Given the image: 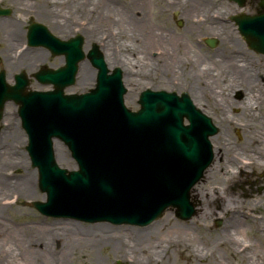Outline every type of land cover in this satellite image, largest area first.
I'll return each mask as SVG.
<instances>
[{"label": "water", "instance_id": "obj_1", "mask_svg": "<svg viewBox=\"0 0 264 264\" xmlns=\"http://www.w3.org/2000/svg\"><path fill=\"white\" fill-rule=\"evenodd\" d=\"M235 20L249 44L264 53V13ZM41 38L31 36L30 43L50 46L55 54L66 53V66L36 74L54 90L27 91L25 73L17 74L16 84L11 85L0 72V119L8 100L20 105L29 134L27 150L39 169L40 187L47 192V200L34 201V206L50 216L118 224L147 225L169 206L177 207L179 217L190 218V190L214 156L209 137L218 128L212 119L186 93L179 97L147 90L139 111L126 108L122 72L115 69L109 74L97 46L88 54L99 69L96 88L66 95L64 88L74 83L78 64L85 59L83 39ZM207 43L215 46L217 40L210 38ZM55 138L68 145L79 170L59 167Z\"/></svg>", "mask_w": 264, "mask_h": 264}, {"label": "rangeland", "instance_id": "obj_2", "mask_svg": "<svg viewBox=\"0 0 264 264\" xmlns=\"http://www.w3.org/2000/svg\"><path fill=\"white\" fill-rule=\"evenodd\" d=\"M31 0H29L30 2ZM64 1L68 0H61L58 3V7L62 9V3ZM185 1L187 0H178L177 3L173 4H165L162 0H147L145 5V12L147 15V18L150 22V24L153 26V28L156 31L155 37H151L148 40H138L137 43L132 39V37L127 36L126 38L122 40L115 41V48L112 47V44L108 43V36L110 35V32L108 31V27H103V23L101 22V15L103 13L108 14L110 12L103 11L99 8L98 5H96V0H92L90 2V7H88L90 10L93 9L92 15H90L89 11H72L71 16L76 18V21L81 19L86 25L88 22H91V18L93 16V13L96 11L98 12V19L93 24L94 28L97 30V42L89 43L88 38L86 42H84V35H81L83 37V50H85V46L88 47L87 51H90L94 48V44L97 45V48L99 51L104 50L106 52H113V49H119L118 43L122 44L125 43L127 45H131L133 48L127 49L126 55L130 57L131 63L128 65L129 68L132 70V76L130 80H124L123 83L125 87H127V91L124 94L125 98V104L128 108L132 110H137L140 108V104L138 103L140 92L144 89H152V90H166V91H174L178 94H182L183 92L188 93L192 96L191 91V80L195 82L194 86H197L198 75L195 76V78H192L189 76V73L191 72V66L193 65L194 58L193 55L190 54L192 59V64L188 65L186 62H181L183 66H186L185 68L183 66L180 67V70H173L170 71V65L167 67L163 66V63L156 61V56L160 55V52L162 51L161 46H165L166 42H170L174 38H179V40H183L184 42H187L188 44H192L195 46L194 52L198 55V53L203 52L204 54H207L211 56L212 54L219 53L220 48L222 44H220V39L216 33H211V31L208 33L205 29L202 28H191V22L193 21H206L203 16H200V19L197 20L196 16L198 13L202 14L203 12L196 10L194 12V18L193 20H189L186 22V16H184V6L190 7V10L192 8L191 3L188 4V6L185 4ZM191 1V0H190ZM209 0H206L208 2ZM181 2V3H180ZM204 3V1H202ZM201 2V3H202ZM250 2H252V5H250ZM84 5L87 3V1H83ZM262 0H244L243 5H240L235 0H217L214 1V4H210V10L209 11H215L214 21H220V24H225L226 32H231L233 35H235L243 44L244 49L254 58L258 59L259 62L262 61V54L258 51H255L252 49L245 38L240 34L238 30V25L233 20L234 16L243 15V13H246V15H255L259 14L261 7ZM116 4V3H115ZM200 4V3H199ZM112 8L111 10L112 16L114 18H110L111 13L109 15L110 19L117 20L118 16L116 14V8L114 7V4H110ZM252 7H250V6ZM248 6V7H247ZM127 7V6H126ZM245 7L252 8L250 12H242V11H235V8H240L241 10L245 9ZM122 6L118 7L119 12L123 11ZM190 12V11H189ZM124 13V12H123ZM127 10L125 11L126 16ZM190 14V13H189ZM71 17V18H72ZM69 20H71L69 18ZM94 21V19H93ZM117 22V21H116ZM116 22H114L116 24ZM207 23L209 24V20H207ZM71 24V23H70ZM101 24V25H100ZM216 22H213L211 25H216ZM112 29L116 32L117 30V24L116 26L114 24H110ZM75 23L70 25V29L73 31L75 28ZM91 26V25H90ZM207 26V25H206ZM124 27H128V24ZM140 28V27H139ZM138 28V29H139ZM164 30V32H162ZM104 33L101 35V33ZM169 34L168 41H161L158 37V34ZM53 33H56L53 32ZM139 34V32H137ZM208 33V34H207ZM149 34V33H147ZM221 37V36H220ZM62 38V37H61ZM154 38V40H153ZM207 38H215L217 40V44L215 46H210L206 41ZM68 39V38H63ZM125 40V41H123ZM175 40V39H174ZM88 42V43H87ZM8 42L1 41L0 42V70H6V67L4 66V51L7 47H9V50L11 51L14 47H17L20 45V42H17L15 44H7ZM163 44V45H162ZM107 46L111 47L112 49H107ZM136 46V47H135ZM184 49H181L182 54H184L183 59L190 58L189 56V50L183 51ZM50 52V51H49ZM51 54V52H50ZM104 55V53H103ZM141 56L140 58H134V56ZM59 56L49 55L47 60H41L40 57L33 58L35 61L39 60L38 69L33 71H27L26 69L23 70L26 72L27 76L30 79V85L29 88L31 89H38L41 91L53 89L52 85H43L40 83L35 77L34 73L37 72L41 67L47 66L52 68H57L60 66H63L65 64V59L62 64L58 62ZM148 63H145L147 62ZM89 62V61H86ZM90 63V62H89ZM145 63V64H144ZM212 65H216L213 62ZM207 63V64H208ZM107 64V63H106ZM206 64V65H207ZM109 67V65L107 64ZM264 66V63H263ZM169 67V68H168ZM119 68L122 72V76H124V71L122 68H120L118 65L109 67V72H111L113 69ZM214 69V70H213ZM212 72H215L213 77L210 76V80L212 81L213 78H218L216 69L213 68ZM187 73L183 75V72ZM169 71V72H168ZM7 72V70H6ZM18 71L13 70L12 77L9 79V83H14V76L17 74ZM220 74V73H219ZM183 75V76H182ZM264 76V75H263ZM96 77L91 75L89 77L90 81L88 84H85L84 86L77 87L75 86V82L77 79H75L74 83L68 87L64 88V92L66 94L71 93H82L88 91L90 88H94L96 84ZM158 77L162 79L161 82H158ZM230 78V76H228ZM8 79V78H7ZM191 79V80H190ZM224 78L221 77V80ZM164 80V81H163ZM264 79L262 78V81ZM189 82V83H188ZM226 81H224L225 83ZM40 85V86H39ZM234 87V86H232ZM230 87V89L226 90L227 96H229L232 100H236V102L242 103L240 101L244 100L245 105L247 107L248 111H252V113H256L258 110L260 111L262 104L264 105V96L260 97L259 99H254L251 97V95H248V98L245 99V92L243 89L240 88H233ZM264 90V87H262ZM264 92V91H263ZM193 98V96H192ZM220 100V99H219ZM193 101L197 108H199L201 111H203L205 114L211 117L213 123L217 126L218 131L224 130L230 132V135H224L222 136V144L225 147H230V150L234 156V158H238L239 162L236 164L229 162L228 165V175L227 177L228 182L227 184H212L213 179L217 178L216 176L220 177L221 173H217V175H214L210 177V172L215 170L216 166L214 163L218 161V145L215 148L214 147V138L213 140V151H216V157L214 159V162L207 168L206 173L203 175V177L197 182V184L193 187L194 194L197 195V205L195 206V214L188 220H183L179 217H176V209H167L163 215L157 219V223H155L156 227L154 229H157V232L155 234H152L150 236L146 237L145 233H140V231L144 226H136V225H130V224H111L106 221H87L79 218H71V217H59V216H49L40 213L32 204V201H38L46 200V193L41 190L39 186V173L37 168H35L32 165L30 156L28 154V151L26 149L28 144V137L26 131L23 129L20 121V117L18 114V105L14 101H9L13 107L15 112L13 111L10 115L7 116V114L3 113V118L0 119V137L4 136V130L8 129L9 127L15 126V129L17 130L18 134L16 139L13 137L11 139L12 146L15 148V151L17 152V156H22L24 162L22 163V166L19 167V172L16 171V165L5 162L4 168L8 169L7 173L9 177L16 178L18 176V173L23 172L25 169L29 170L31 173L35 172L37 173V178H35V186L33 188V194L29 195H21L19 197H12L11 199H7L6 202H12V207L9 208L4 214H0V239L2 243H7V247L11 246L15 251L20 252L21 250H24L27 248L28 250H39V239L37 233L42 232L46 229V226L50 224H54L55 222H61V221H72L78 224L79 226H89L91 224H106L108 226H113V232L109 234V236H114V242L119 241L118 244L115 246L114 243H111V241H104L100 242L98 241L97 245H94V248L86 246L84 243L80 242L81 245H83L82 248L78 245V241H74L73 237H65L63 235H60L57 239H55L52 235L48 236L49 239V245H52L53 250L57 255L62 254V252L65 254V260L64 262L62 260L58 261L57 258H54L56 260H51L53 264H116V262L119 259H122L124 262H128L130 264H138L137 260L134 261V253H137L140 261V264H244V253H238V247L241 244V241L247 240V237L243 234L245 232V229L248 230L249 235L252 236L255 235V237L260 232L263 233L261 230L264 231V151L262 153H257L255 149L253 151L250 148V145L247 143V140L250 136L248 133L250 130L247 128L248 124L252 122L253 117H250L249 115L242 114L241 107L240 106H234L230 107V109L227 108L226 115L234 118V122L229 123L228 125L224 124L225 122L221 123V118L219 117V111L214 110L211 108V106L196 101L193 98ZM223 104L224 102L221 101ZM261 104L260 107L257 106L258 104ZM253 107V109H250ZM255 109V110H254ZM259 111L257 113L261 116L264 115V109L261 110V114H259ZM261 118V117H259ZM9 124V125H8ZM255 131H260L262 134L264 133V127L261 125V123L257 124V127L255 128ZM216 135V134H215ZM258 142H261L264 140V134L263 135H257ZM54 141L61 142L64 147L66 148V151L68 153V158L71 160V164H73V167H69L67 164H59L61 167L68 168L69 170L76 169L77 163L76 160L72 157L71 152L67 145L60 141L59 139H56ZM54 144V143H53ZM2 149V147H1ZM0 149V150H1ZM261 157V158H260ZM247 158H253L255 159L254 164H245L244 162H241L242 159L247 160ZM56 160V157H55ZM57 162V160H56ZM236 167H241L240 170H235ZM225 170L227 171L226 167ZM236 171V172H235ZM17 174V175H16ZM15 176V177H13ZM241 179L243 183L236 185L235 180ZM212 180V181H211ZM209 182L210 185H209ZM238 182V181H237ZM225 185V187H223ZM222 188L225 190H228L227 193L222 191ZM214 190L215 193H210V191ZM246 189V190H245ZM229 190L231 192H229ZM235 195L239 199H242L240 202L242 203L239 207V213L237 214L238 219L240 220V227L239 231H236L233 233V236H237V239L234 241H225L222 243H219L218 246H215L214 241L218 240L219 235L227 226V218L229 216V206L227 202L226 206V199L228 196ZM263 195V196H262ZM257 197V198H256ZM256 198L255 201L258 204V208L250 210L249 204H252L254 202H249L250 200ZM247 200V201H245ZM248 211V213H244L245 210ZM208 214H207V210ZM85 215H91V213H83ZM96 215V214H93ZM91 215V216H93ZM98 215V213H97ZM169 222H168V221ZM217 220L223 221L221 225H217ZM156 222V221H155ZM163 222V223H162ZM162 223V224H160ZM244 223L247 224L244 226ZM48 224V225H47ZM158 224L159 227H158ZM173 225L177 226L181 230H183L182 226H194L196 229V233L192 237V243L190 246L196 247L195 249H198L202 252L204 255L206 253L205 259H197L195 260L192 255L187 256L186 252L183 250L177 249L173 244H170L171 240L167 237L168 229L171 228ZM259 228V229H258ZM46 232V231H44ZM37 235V236H36ZM180 235V234H177ZM248 235V236H249ZM251 236V237H252ZM170 237V236H169ZM250 237V236H249ZM185 240L186 236L183 234V237H181ZM239 238V239H238ZM172 239V238H171ZM111 243V244H110ZM122 247H130V248H119L118 246ZM145 247V252H143V247ZM154 246H157L158 249L155 248L156 254L163 256L168 253V258H160L158 261L157 259L151 260V261H143L142 259H146V257H142L143 254H146L147 256L150 254L149 250L153 248ZM16 247H19L20 249H17ZM25 247V248H22ZM174 247V248H173ZM237 247L235 250L234 248ZM217 250H219V258L216 257ZM149 251V252H148ZM197 251V250H196ZM60 252V253H59ZM208 253V255H207ZM141 254V255H140ZM14 257L9 258V263L4 264H28L27 256L19 255V253L14 252ZM89 256L92 258V260L89 258ZM165 256V257H167ZM32 261L29 262V264H46V260L41 258L42 262L37 261L34 257H31ZM23 260V261H21ZM95 260V261H93ZM142 260V261H141ZM18 261V262H17ZM246 261V259H245ZM3 264V263H0Z\"/></svg>", "mask_w": 264, "mask_h": 264}, {"label": "bare ground", "instance_id": "obj_3", "mask_svg": "<svg viewBox=\"0 0 264 264\" xmlns=\"http://www.w3.org/2000/svg\"><path fill=\"white\" fill-rule=\"evenodd\" d=\"M61 0H42V4L37 8V14L40 17H44V19L49 20L56 28H59L58 31L61 33L62 36L69 38L76 36L74 31L70 30V25L75 23V27L78 30V33L81 35H84L85 42L88 38V42L91 44L93 42H97V30L94 28L93 24L98 19V12L96 11L93 13V16L91 18V22H88L86 25L83 24L82 20L78 19L76 21V18L71 16L72 11H89L90 15H92V10H90L88 7L90 5H87L88 3L91 4L92 0H68L64 1L62 3V9L58 7V3ZM83 1H87V3L84 5ZM147 0H96V5L99 6V10L101 9L103 11H108L111 13V10H109L111 5L114 4V7L116 8V14L118 16L117 20L110 19L114 18V16H111L109 18L110 13L101 15V22L104 24L103 27H108V31L110 32V35L108 36L107 40L109 44H112V47L115 48V41L122 40L126 38L127 36L132 37L134 41L138 40H148L151 37H155L156 31L153 28V26L150 24L146 12H145V5ZM165 2V4H173L177 3L178 0H162ZM204 1V3L202 2ZM214 1L217 0H209L206 2V0H187L185 1V4L188 6V4L191 3V10L190 7L184 6V16H186V22L189 20H193L194 18V12L196 10H199L203 12L202 14L198 13L196 16L197 20L200 19V16H203L205 19L209 20V24L207 23V20L205 21H193L191 22L190 27L193 28H202L205 29L208 33L211 31V33H216L217 36L220 39V51L219 53L212 54L211 56L204 54L203 52L198 53V55L194 52L195 46L192 44H188L187 42H184L183 40H179V38H174L170 42H166L165 46L162 47V51L160 52L159 56H156V61L162 62L164 67H167V65H170V71L174 73L173 70H180V67L183 66L181 62H186L188 65L192 64V59L190 54L193 55L194 62L191 66V72L189 73V76L192 78H195L196 75H198V84L197 86H194L195 82H193L191 79L190 85H191V91L192 96L194 100L205 103L209 106H211L212 109L219 111V117L221 118V123L225 122L224 124L228 125L227 122L233 123L234 118L226 115L227 108L230 109L231 105L234 106H240L242 109V114L249 115L250 117H253L255 119L252 120L250 124H248V129L250 130L248 133L250 134L247 143L250 145L251 150L255 149L257 153H262L264 151V140L261 142H258L259 139H257V135H263L260 131H255L257 124L261 123L264 127V115L261 114V110L264 109V105L262 104L261 110L259 111L258 117L256 116L258 111L254 114L252 111H248L247 107L245 105V101L242 100L239 102H236V100H232L229 96L226 94V90L230 89V87L233 88H240L243 89L245 92V99L248 98V95H251L254 99H259L260 97L264 96V90L262 87H264V80L262 81V78L264 79V55L262 56V61L259 62L258 59H254L245 49L244 44L231 32H226V25L220 24V21H214V15L215 11H209L210 10V4H214ZM202 2V3H201ZM116 3V4H115ZM181 3V2H180ZM200 3V4H199ZM92 5V4H91ZM250 5H252V2H250ZM248 5V6H250ZM122 6L121 12H119L118 7ZM127 6V7H126ZM247 6V7H248ZM252 7V6H250ZM252 8H246L241 10L240 8H235V11H242V12H250ZM127 10L126 16L125 11ZM190 11V12H189ZM124 12V13H123ZM190 13V14H189ZM241 14V13H239ZM246 14V13H245ZM58 17L60 20H58ZM72 17V18H71ZM69 18L71 20H69ZM94 19V21H93ZM117 21V22H116ZM117 24V30L116 32L112 29L110 24ZM213 22H216V25H211ZM71 23V24H70ZM128 24V27H124ZM3 27L1 29L2 32V38L8 39L10 36H16L17 31L16 27L14 25V22L11 20H3L2 23ZM91 25V26H90ZM101 25V24H100ZM207 25V26H206ZM140 27V28H139ZM139 28V29H138ZM139 32V34L137 33ZM164 32V30H162ZM149 33V34H147ZM207 33V34H208ZM75 34V35H73ZM104 33L102 32L101 35ZM105 36V34H104ZM158 37L161 41H168L169 34H158ZM61 38V37H60ZM154 40V38H153ZM125 41V40H123ZM87 42V43H88ZM126 42V41H125ZM16 42L9 41L7 44H15ZM127 43V42H126ZM119 49H113V52H106L104 50L105 54V62L109 65V67L118 65L122 70L124 71L123 79L130 80L132 76V70L129 68V64L131 63V58L126 55L127 49L133 48L131 45H127L125 43H118ZM163 45V44H162ZM136 47V46H135ZM88 47L85 46V50H87ZM184 49L185 51L189 50V56L190 58L183 59L184 54L180 53L181 49ZM107 49H112L111 47L107 46ZM183 50V51H184ZM188 52V51H187ZM50 52L42 47H33L31 48L28 46L26 49L21 51L19 53V59L14 58V55H12L8 49L4 51L3 57H4V66L7 70V80L12 77L13 70H20V69H26L27 71H33L38 69L36 65H38L39 60L35 61L33 58L40 57L41 60H47L49 57ZM141 56H134V58H140ZM65 59V54L60 55L58 58V62L62 64ZM89 61V62H86ZM213 62L216 65H212ZM145 63H148L145 62ZM144 63V64H145ZM208 63V64H207ZM207 64V65H206ZM184 68L186 66H183ZM169 68V67H168ZM215 68L218 78H213V80H210V76L213 77L215 72H212V69ZM214 70V69H213ZM182 71V70H181ZM99 69L95 67L90 60H84L83 62L79 63V69L76 76V84L77 87L84 86L85 84H88L90 79L89 77L93 75L94 77L98 74ZM169 72V71H168ZM183 72V71H182ZM220 73V74H219ZM188 75L187 73L183 72V75ZM182 75V76H183ZM230 76V78H228ZM221 77L224 79L221 80ZM162 79L158 77V82H161ZM164 81V80H163ZM224 81H226L224 83ZM189 83V82H188ZM40 86V85H39ZM248 94V95H247ZM190 95V98L193 101V98ZM220 99V100H219ZM223 101L224 104L221 102ZM194 102V101H193ZM195 104V103H194ZM260 103L257 105L260 107ZM250 109H253L251 107ZM255 110V109H254ZM15 112L13 105L8 102L5 104L4 108V115L5 113L7 116H11L10 114L12 112ZM261 117V118H259ZM9 125V124H8ZM4 136L0 137V214L5 213L9 208L12 207V202L8 203L6 202L7 199H11L12 197L16 196L19 197L21 195H29L33 194V188L35 186V178H37V173H31L29 170L25 169L23 172L18 173V176L16 178H12L8 176L7 168L5 169L3 165H5V162H9L16 165V171L19 172V167L22 166V163L24 162L22 156H17V152L15 151V148L12 146L11 139L14 137L16 139L18 132L15 129V126L9 127L8 129L4 130ZM224 135H230V132L220 130L218 133L212 137L214 138V147L218 145V161L215 164V170L210 172V177L217 175V173H221V176L213 179L212 184H218L222 185L227 184L228 179L230 175H228V163H234L237 165L239 162V157L234 158L230 147H225L221 145L222 143V136ZM212 141V143H213ZM215 147V148H216ZM54 150H55V157L58 162V164H67L69 167H73V164H71V160L68 158V153L66 151V148L64 145L59 142L55 141L54 144ZM215 157H216V151ZM214 157V158H215ZM261 158V157H260ZM249 161H252V163H255V159L253 158H247ZM214 162V160H212ZM242 162V161H241ZM235 165V167H236ZM225 167L227 171L225 170ZM206 173V172H205ZM17 175V174H16ZM15 177V176H13ZM211 182H209L210 185ZM225 187V185L223 186ZM222 191L227 193L228 190H225L222 188ZM229 192H231L229 190ZM210 193H215L214 190L211 189ZM194 194V193H193ZM191 194V195H193ZM239 198H237L234 194L232 196H228L226 199V206L228 202V210H229V216L227 220V226L222 229L221 233L218 234L219 238L218 240L214 241L215 246H218L219 243L225 242V241H235L237 239V236H233V233L236 231H239L240 227V220L238 219L237 214L239 213V207L241 206V202L238 201ZM250 209H257L258 204L256 202L249 204ZM207 210V209H206ZM245 212L248 213V211L244 208ZM207 210V214H208ZM2 216V215H1ZM0 216V217H1ZM168 221V220H167ZM169 222V221H168ZM156 222L150 223L149 225L144 226L140 231V233H145L146 237L150 236L152 234H155L157 232V229H154L156 227ZM163 223V222H162ZM160 223V224H162ZM158 224V227L159 225ZM48 225V224H47ZM183 230L178 228L177 226L173 225L171 228L168 229L167 237L170 238L171 242L170 244H173L177 249L183 250L186 252L187 256H191L197 260V259H205L206 253L203 255L201 251L198 249H195L196 247L190 246L192 243V237L197 232L194 226H182ZM1 230V226H0ZM46 231V232H44ZM42 230V232L37 233L38 239H39V250H28L25 247L24 250H21L20 252L15 251L13 247L11 246L7 247V243H2L0 239V263H9V258L14 257V252L19 253V255L27 256L28 264L32 261L31 257H34L37 261L42 262L41 258L46 260V264H53L51 260H56L54 258H57L58 261L62 260L64 262L65 260V254L62 252L61 256L57 255L55 251L52 248V245H49V237L52 235L55 239H57L60 235H63L65 237H73L74 241H78V245L80 248L83 247V245L80 244V242L84 243L86 246L94 248V245L98 244V241L104 242V241H111V243H114L116 246L119 241L114 242V236H109L113 232V226H108L106 224H91L89 226H79L75 222L72 221H61V222H55L54 224H50L46 226L45 230ZM180 234V235H177ZM183 234H185L186 238L185 240L181 237H183ZM37 236V235H36ZM170 236V237H169ZM195 237V235H194ZM172 238V239H171ZM260 240H264V234H259ZM239 239V238H238ZM110 243V244H111ZM252 246H256L253 244ZM251 246V247H252ZM262 246V245H260ZM259 246V247H260ZM119 248H130V247H122L121 245L118 246ZM143 247V246H142ZM17 249H20L19 247H16ZM157 246H154L151 248L148 252L150 253L148 256L146 254H143L142 257H146V259H142L143 261H151L157 259V261L160 258H168V253L166 255H158L156 254ZM174 248V247H173ZM143 252H145V247H143ZM235 250L237 247L234 248ZM252 249V248H251ZM260 248L256 250V253L254 254V248L252 251L244 249L243 253L250 252L254 256V258L248 257L247 261L248 263H251L252 261L254 264H264V257L260 254ZM197 250V251H196ZM216 257L219 258V250H217ZM60 253V252H59ZM141 255V254H140ZM208 255V253H207ZM248 255V253H246ZM167 256V257H165ZM160 257V258H159ZM89 258L92 260V258L89 256ZM141 258V257H140ZM140 258L137 253H134V261L137 260L138 264L140 261ZM141 260V261H142ZM23 261V260H21ZM95 261V260H93ZM18 262V261H17ZM32 264H34L32 262Z\"/></svg>", "mask_w": 264, "mask_h": 264}, {"label": "flooded vegetation", "instance_id": "obj_4", "mask_svg": "<svg viewBox=\"0 0 264 264\" xmlns=\"http://www.w3.org/2000/svg\"><path fill=\"white\" fill-rule=\"evenodd\" d=\"M41 4H42V0H31L30 2H29V0H0V42L1 41H5V42L12 41V42H16V43L20 42V45H18L17 47H14L11 51L9 50L12 55H15L19 48H23L24 45L27 46V43L29 40V32L34 27L35 24H41V25L47 27L48 30L52 34H54L55 36L66 38V37L62 36L61 33L58 31L59 28H56V26H54L49 20H47V19L45 20L44 17H40L37 14V10H38L37 8ZM2 11H4V13ZM3 20H11L12 22H14V25H15L16 31H17L16 36H10L8 39L2 38L1 29L3 27V25H2ZM58 20H60L59 17H58ZM55 31H56V33H53ZM73 31H74V29H73ZM74 32H75V34L78 33L77 31H74ZM75 34H73V35H75ZM8 49H9V47H8ZM241 183H243L241 179L235 180L236 185L241 184ZM197 195L198 194H194V199L196 202H197V199H196ZM256 198H254L250 201H252V202L258 201V200H256ZM241 200L242 199H238V201H241ZM245 201H247V200H245ZM221 223H223V221H221ZM245 225H247V224L244 223V226ZM261 231L263 233L260 232V234H264V231L263 230H261ZM243 234L245 235V237H247V240H245V242H247V244H248L245 247V249L252 251V249L254 248V252L253 251L252 252L255 254L256 250L258 248H260L259 249L260 254L262 257H264V240H260L258 235L256 237H255V235H253V236L251 234L249 235V232L247 229H245V232ZM255 243H256V246L255 247L252 246L253 244L255 245ZM260 245H262V246H260ZM246 253H248V255H246ZM252 255L253 254L250 252L244 253V256L246 259V261H245V259L243 260L244 264H254L253 261L251 263H248V261H247L248 260L247 258L251 257ZM252 257L254 258V256H252Z\"/></svg>", "mask_w": 264, "mask_h": 264}]
</instances>
